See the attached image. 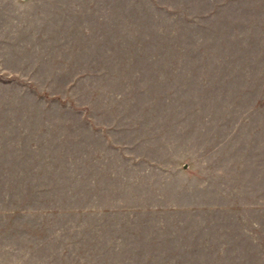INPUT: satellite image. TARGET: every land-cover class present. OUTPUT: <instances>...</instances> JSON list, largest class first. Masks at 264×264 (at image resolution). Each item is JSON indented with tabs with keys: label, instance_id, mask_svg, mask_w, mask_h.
I'll use <instances>...</instances> for the list:
<instances>
[{
	"label": "rangeland",
	"instance_id": "1",
	"mask_svg": "<svg viewBox=\"0 0 264 264\" xmlns=\"http://www.w3.org/2000/svg\"><path fill=\"white\" fill-rule=\"evenodd\" d=\"M0 264H264V0H0Z\"/></svg>",
	"mask_w": 264,
	"mask_h": 264
}]
</instances>
